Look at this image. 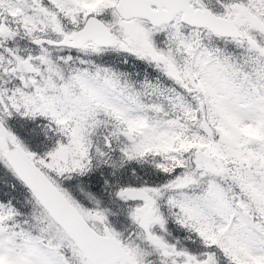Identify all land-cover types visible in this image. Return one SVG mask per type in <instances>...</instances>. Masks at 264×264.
<instances>
[{
  "label": "snow or ice",
  "instance_id": "obj_1",
  "mask_svg": "<svg viewBox=\"0 0 264 264\" xmlns=\"http://www.w3.org/2000/svg\"><path fill=\"white\" fill-rule=\"evenodd\" d=\"M0 264H264V0H0Z\"/></svg>",
  "mask_w": 264,
  "mask_h": 264
}]
</instances>
